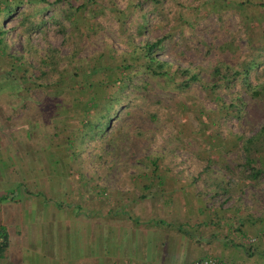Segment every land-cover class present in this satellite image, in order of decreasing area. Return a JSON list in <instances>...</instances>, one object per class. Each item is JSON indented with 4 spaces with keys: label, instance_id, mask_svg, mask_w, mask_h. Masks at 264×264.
<instances>
[{
    "label": "rangeland",
    "instance_id": "obj_1",
    "mask_svg": "<svg viewBox=\"0 0 264 264\" xmlns=\"http://www.w3.org/2000/svg\"><path fill=\"white\" fill-rule=\"evenodd\" d=\"M80 1L76 0L71 3L77 6ZM105 1L97 0L98 4L94 7L97 8L95 14L89 12L79 14L78 19L86 15L84 17L87 23L96 25L95 35L91 37L86 35L80 45L82 48L80 55L85 59L83 62L90 60L88 59L90 56L106 52L108 49L114 52V59L119 60L123 53L128 51L127 35L131 36L133 41L138 44L142 40H154L160 38L164 33L172 31L173 41L166 40L163 49L157 54L161 59L177 58L181 66L191 64L192 67L205 68L210 64L217 63V60L221 61L223 65H230L233 69L243 63V76L248 80V85L242 88L236 84L233 90L236 95L231 96L224 93L221 95L225 103L236 99L237 102H240L241 118L231 117L227 122L228 131L232 132L230 136L219 135L218 138L214 137L210 140L208 137H213L214 127L210 125L208 128L206 127V130L201 128L203 133H209V135H205L200 131L197 122L193 120L195 116L192 111L195 112L198 109L190 108L187 115L181 116L180 111L176 108L180 104L179 101H182L174 95L177 91L170 94L164 89L156 91L153 95L147 94L156 104L147 106L150 111L159 113L165 123L161 121L152 123L146 120L139 109L134 111V117H138V121L130 123L128 119H125V111L121 110L120 118L112 120L110 127L102 134H97L96 131L88 132V125L80 127L78 120L73 117V121L69 122L68 128L71 131L68 135L67 131L58 127L61 126V123L59 124L60 113L66 112L65 109L70 108L71 104V95L67 84L56 86L49 91H42L34 86H30L28 90L25 88V80L21 79L19 73L20 70L26 68V63L11 56L13 70H7L9 75L6 76L3 71L6 70L7 65L0 66V93L6 94L3 98L12 96L16 103L15 107L22 117L27 115L30 117L31 131L51 126V142L63 140L62 142L67 143L68 139L70 140V144L63 145L64 150L61 149V145L56 149L60 151L61 155L63 153L64 166L65 161L68 160V168L75 170L74 173L79 176L81 182L86 184V188L90 184L91 186L96 185V192H213L210 191V187L205 186L202 178L208 177L207 181L212 183L217 180L219 175L227 176L223 166H218L220 158L216 156L226 155L227 160L225 161L230 164V168L243 165L244 156L241 151V142L236 138L254 136L264 125V0H157L158 3L152 2L154 0H107L114 4L115 8H104L107 15H102L101 6ZM241 1L247 3L240 8ZM135 5L139 7L134 8ZM36 6L43 7L44 4H36ZM154 6L159 13L156 14L153 11ZM33 8L34 5L25 4L18 12H29ZM60 8L62 5L50 6L42 15V18L48 21L44 33L33 32L29 36L30 46L34 52L37 50L40 56L47 48L57 49L61 56H65L70 50V43H73V41L65 42L62 32L58 31L59 27L49 20L51 16L59 14ZM140 8L144 12L138 20L137 11ZM161 13L165 18L161 17ZM120 18L125 22L123 26L122 23H118ZM58 19L64 24L66 29L64 33L68 34L70 38L72 27L62 18V15L58 16ZM17 21L18 17L12 21H6L5 28L10 29L7 40L11 46L0 44V63H2L3 57L13 54L10 51L24 49L25 51L19 53L18 56L28 55L30 63L36 66L38 57L35 58L32 48L26 46V34L21 31L20 27L15 28ZM136 29L139 30V34L145 32L139 36ZM79 30L83 34L87 32L84 24H80ZM223 45L227 46L225 52H221L220 49ZM207 50L210 51L206 56ZM255 57L260 60L259 62L253 60L252 66L250 61ZM173 62L176 61L173 60ZM259 63L261 65H258ZM16 74L18 76L13 82L11 78ZM150 86L153 87L155 84L150 83ZM193 89L195 96L204 99V94L198 85H194ZM204 103L207 111L218 110L216 103L211 100H204ZM97 114L98 110L96 113L91 112V116H89L94 124L101 122ZM169 124H179L181 126L176 125L177 129H180L185 135L193 136L196 145L191 144L190 148L205 150H201L199 155L197 152L199 159L200 157L205 159L207 154V157L212 155L210 158V160H214L210 169V171L213 170L212 173L204 172L202 177H198L194 183L193 178L201 172L200 166H203V162H200L203 159L199 160L200 162L196 159L193 160L192 151L186 150L180 152V158L185 162L182 163L185 164L184 167H181L184 168L182 171H179L177 165H173L172 173L164 174L166 170L161 162L156 176L152 174L151 170L143 171L144 165L142 164H147L152 160L149 155L155 148V145H149L142 137V134L147 131L144 129L167 130ZM197 130L205 138L196 134ZM261 137H264V133L261 134ZM201 138L204 142H197ZM62 150L64 152H61ZM259 156L261 159L258 161L261 165L257 169L263 174L264 149H261L254 158ZM216 161L218 163H215ZM179 166L183 165L179 163ZM141 169L142 171L138 172ZM240 169L238 174L242 172ZM144 186L147 187L145 190Z\"/></svg>",
    "mask_w": 264,
    "mask_h": 264
},
{
    "label": "crops",
    "instance_id": "obj_2",
    "mask_svg": "<svg viewBox=\"0 0 264 264\" xmlns=\"http://www.w3.org/2000/svg\"><path fill=\"white\" fill-rule=\"evenodd\" d=\"M5 95L0 264H264V173L245 181L222 174L226 192H96L64 166L56 148L69 141L51 142V126L31 131Z\"/></svg>",
    "mask_w": 264,
    "mask_h": 264
},
{
    "label": "trees",
    "instance_id": "obj_3",
    "mask_svg": "<svg viewBox=\"0 0 264 264\" xmlns=\"http://www.w3.org/2000/svg\"><path fill=\"white\" fill-rule=\"evenodd\" d=\"M75 1L76 0H0V44L6 46H11L7 40L10 29L5 28L6 21H12L18 17L15 28H21V31L24 32L27 37L26 46L31 47L29 36L32 35L33 32L43 34L44 29H46L48 21L42 18L43 13L52 5H62L59 14L62 15V18L72 27V36L69 38L68 34L64 33L66 29L62 21L58 19V16H60L59 14L51 16L49 20L59 27L58 31L62 32L65 42L70 43L73 41V43H70L68 54L61 56L57 49L47 48L44 54L40 56L38 51L35 50L34 52V49L31 47V50H33L32 54L35 58L38 57L36 66L30 63L28 55H25V57L24 55L18 56L19 53L25 51L24 49H22V51H10L14 55H6L5 58L3 57L2 63H0L1 67L2 64L4 66L7 65L5 73L7 76L9 75L7 70H13V60L11 57L24 61L26 63V68L20 70L19 73L21 79L25 80V88L28 90L30 86H34L42 91H49L56 86L67 84L71 95V104L70 108L65 109L66 112L60 113L61 115L59 114L61 116V120L59 121L61 126L58 127L67 131V134L70 135L71 130L68 128L69 122H72V118L75 117L80 127L88 125V132L92 133L96 131L97 134H102L110 127L112 120L114 121L120 118L121 110L125 111V119H128L130 123L137 122L138 117H134L135 109L141 110L142 115L145 116L144 118L152 123H155V121L165 123L159 113L150 111L147 106L149 104L151 106L156 105L155 101H152L147 94L153 95L156 91L164 89V91L170 94H173V91H177L174 95L182 101H179L180 104H178L176 108L180 111L179 113L181 116L187 115V112H190V108L198 109L195 112L192 111L193 116H195L194 119H192L197 122L200 131L201 128L206 130V127L208 128L210 125L214 127L213 137H208L210 140L214 137L218 138L219 135L222 136L227 134V136H230L232 132L228 131L227 122L231 117L235 119L241 118L240 102H237V99L234 98L236 99L235 101L225 103L221 95L223 93L231 96L236 95L233 91L236 84H239L242 88L248 85V80L243 76V63L233 69L230 65H223L221 61L218 62L219 60H217V63L210 64V66L205 68L200 66L192 67L191 64L181 66L177 58L161 59L157 54L163 49L166 40L170 42L173 41L174 35L172 31L166 32L160 38H155L154 40H142L138 44L133 41L131 36L127 35L128 51L124 52L119 60L114 59V52L108 49L106 52H100L94 56H90V58H88L90 60L83 62L85 59L80 55L82 53L80 45L86 35L90 37L95 35L96 25L88 24L84 17L86 15L81 19H78V17L80 13L89 12L90 14H95L97 8L95 9L94 7L98 2L97 0H81L77 6H74L72 3ZM152 2L158 3L157 0ZM246 3L245 1H241L239 7ZM25 4L29 6L34 5V8L29 12H18L21 6ZM36 4H44V6L37 7ZM109 7L115 8V5L107 0L102 3V15H107L105 9ZM137 7L139 6H134V8ZM153 11L156 14L159 13L156 6H154ZM143 12V9H138V20ZM161 17L165 18L162 13ZM118 23H122V26L125 24L121 18L118 19ZM80 24L85 25L87 30L85 34L79 30ZM136 32L140 36L143 35L145 31L143 34H139V30L136 29ZM220 49L221 52H225L227 46L223 45ZM207 51L208 53L205 52L206 56L209 54L210 50ZM217 54H219V52H217ZM173 60L177 63L173 62ZM253 60L259 62L260 59L255 57L250 61L251 65ZM258 65H261V63ZM34 72H36V74H34ZM16 76H18V74L13 75L11 78L13 82H15ZM150 83H154L155 86L151 87ZM194 85L199 86L200 91L204 94V99L195 96V90L193 89ZM204 100H211L216 103L218 110L212 112L209 110L207 111ZM156 103H158V101H156ZM97 110V115L101 119V122H99V124H94L93 121L89 119V116H91V112L96 113ZM176 125L181 126L179 124H169V129L167 130H155L153 128L144 129L147 131L142 134V137L146 139L149 145H155V148L149 155V158L152 160L148 161L147 164H142L145 167H143V171L146 169L151 170L152 174L156 176L161 165H163L166 170L164 174H171V167L173 165H177L179 171H182L184 168L181 167L185 165L182 163L185 162L181 160L180 152L185 150L189 152L192 151L193 160L196 159L199 161L203 159L202 157L199 159L198 155L201 150H205L198 148L197 150H192L190 148L191 144L196 145L193 136L185 135L180 129H177ZM220 128H222V131H220ZM201 132L203 133V131ZM201 132L197 130L195 133L200 135ZM262 133H264V125L254 136L249 138L239 136L236 138L241 142V151L244 156L243 165L234 168H230V164L217 165L219 167L223 166V169L230 175V178L238 177L240 181L259 178L261 172L257 169L258 165L256 164V157L254 158V156L264 148V137H261ZM203 134L209 135V133ZM200 136L205 138L202 134ZM68 141L70 140L68 139ZM201 141L204 142L202 138L197 140V142ZM207 156L201 162L199 161L200 163L203 162V166H200L201 174L199 173L200 175L198 174L193 178L194 183L198 177H202L204 172L212 173L213 171H210V169L214 164V160H210L212 155L210 157ZM220 156L223 155H217L216 157L219 158ZM223 157L226 158V155ZM222 162L220 161L219 163ZM179 163L183 166H179ZM215 163L218 162L216 161ZM223 163H226V161ZM200 167L198 166V168ZM239 169L241 174H238ZM141 171L142 169L138 170V172ZM219 176L217 177V182L214 181L211 183L207 181L208 177L206 179L202 178V182L206 187H210V191L226 192L227 183L222 181V175ZM146 188L147 187L144 186V190ZM231 188L232 186L230 185L229 190H231Z\"/></svg>",
    "mask_w": 264,
    "mask_h": 264
},
{
    "label": "built area",
    "instance_id": "obj_4",
    "mask_svg": "<svg viewBox=\"0 0 264 264\" xmlns=\"http://www.w3.org/2000/svg\"><path fill=\"white\" fill-rule=\"evenodd\" d=\"M254 241H255V239L247 240V242H249V243H252ZM1 243H2V236L0 234V244ZM194 264H226V263L222 262L221 260H219L215 257H207V258H204V259L197 261Z\"/></svg>",
    "mask_w": 264,
    "mask_h": 264
}]
</instances>
